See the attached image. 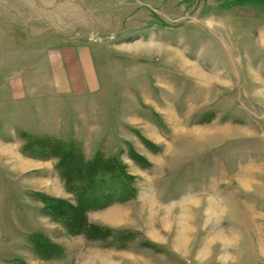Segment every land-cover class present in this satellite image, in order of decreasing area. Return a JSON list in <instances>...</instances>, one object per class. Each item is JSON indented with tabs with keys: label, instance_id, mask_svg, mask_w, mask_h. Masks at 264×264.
I'll list each match as a JSON object with an SVG mask.
<instances>
[{
	"label": "rangeland",
	"instance_id": "374dc122",
	"mask_svg": "<svg viewBox=\"0 0 264 264\" xmlns=\"http://www.w3.org/2000/svg\"><path fill=\"white\" fill-rule=\"evenodd\" d=\"M0 30L41 78L34 99L65 111L3 107L21 153L28 134L75 140L137 189L129 235L91 240L34 194L57 187V158L49 190L0 162V264H264V0H0ZM39 235L63 256L37 255Z\"/></svg>",
	"mask_w": 264,
	"mask_h": 264
},
{
	"label": "trees",
	"instance_id": "16d2710c",
	"mask_svg": "<svg viewBox=\"0 0 264 264\" xmlns=\"http://www.w3.org/2000/svg\"><path fill=\"white\" fill-rule=\"evenodd\" d=\"M25 140L22 150L28 157L43 161L57 158L58 175L67 192L74 197L71 202L35 192L36 198L44 204L43 214L47 218L61 224L71 235H84L91 240L109 238V232L119 238L129 235L126 229L94 224L88 217L91 211L125 204L136 198L134 177L128 174V167L121 160L106 158L100 152L88 159L81 144L75 140L64 142L29 134L25 135ZM39 236L38 240L34 239V245L39 244L35 249L37 255L45 260L63 256V247Z\"/></svg>",
	"mask_w": 264,
	"mask_h": 264
},
{
	"label": "crops",
	"instance_id": "0c3cea01",
	"mask_svg": "<svg viewBox=\"0 0 264 264\" xmlns=\"http://www.w3.org/2000/svg\"><path fill=\"white\" fill-rule=\"evenodd\" d=\"M4 35L0 30V119L7 115L2 109L3 107L11 110L12 107L16 109L17 106L23 107L26 104L30 107V104L36 103V105L33 106H43V112L40 115L41 117L43 116L45 119H49L51 116L54 122H57V116H60L59 111H61V114H65V111H63L64 107H60L61 102L52 104L51 102H46L45 98L43 100L34 99L38 93L36 86L42 84L41 78L33 76L32 69L34 64L32 61L29 66L26 64L25 68L19 67L17 63L18 58L17 56H14V54L18 51L19 43H16L15 38L11 37L12 35L8 36V33H6L5 36ZM23 45H20V47L22 48L25 46ZM23 49H25V52L27 51L26 47ZM19 68H22L23 72H17ZM28 73L32 75H29ZM21 103H24L25 105ZM55 109L57 111H55ZM51 111H53V113ZM49 121L50 120H48V122ZM4 123L5 125L0 126V162L4 161L11 165L12 169L16 172L19 171V167H23L24 170H21L23 173H29L33 170H30V167L36 166L32 172L42 177V185L45 183V188L50 187L46 184L50 182V173L46 168L48 167V164L52 166V162L38 159L35 160L24 156L20 151L22 145L20 140L17 138V131H15V127L12 125L13 123L10 121H6ZM60 125L61 123L59 121L55 129H49L51 131L47 130L46 132H48V134L58 135L59 132H61ZM5 133H10L9 138L4 137ZM53 176L57 184L56 188L54 187L51 189L53 192H46L42 190L36 192L44 193L49 196L52 195L53 197L66 198L68 193L65 189L63 181L60 179L59 175L53 174ZM46 190L49 189L47 188ZM134 202H136V200L126 204H115L107 209L91 212L89 214V221L94 224L110 226L111 228L134 229L135 227L131 224V215H133L131 205ZM97 217H100V219L97 220ZM41 219H38V223L42 222ZM45 219L49 220V218Z\"/></svg>",
	"mask_w": 264,
	"mask_h": 264
},
{
	"label": "bare ground",
	"instance_id": "6f19581e",
	"mask_svg": "<svg viewBox=\"0 0 264 264\" xmlns=\"http://www.w3.org/2000/svg\"><path fill=\"white\" fill-rule=\"evenodd\" d=\"M195 69V74H197L200 78H203L204 79V74H202V72H200L199 70H196V68L194 67Z\"/></svg>",
	"mask_w": 264,
	"mask_h": 264
}]
</instances>
